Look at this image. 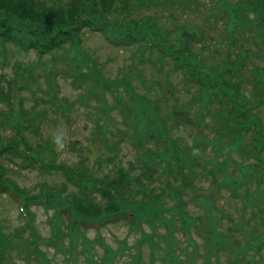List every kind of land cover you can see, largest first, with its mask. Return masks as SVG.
Here are the masks:
<instances>
[{"label":"trees","instance_id":"16d2710c","mask_svg":"<svg viewBox=\"0 0 264 264\" xmlns=\"http://www.w3.org/2000/svg\"><path fill=\"white\" fill-rule=\"evenodd\" d=\"M159 1L0 0V44L13 43L24 50H34L39 57L34 64L17 65L19 76L29 75L37 83L35 67L39 62L44 69L47 66L42 57L56 51L80 49L84 31L90 29L103 33L116 46L136 45L140 51L157 52L161 62H172V69L181 71L186 82L200 88L208 101L218 104L215 110L194 111V100L188 101L189 109H186L175 91L170 90V94L162 91L160 97L168 105L167 114L162 116L155 106L160 105L157 98L150 101L151 96L135 89L131 93L134 107L126 101L123 105L126 128L111 129L110 116L96 126L95 132L101 134L108 149L130 141L138 150L135 159L127 163L117 154L109 155L106 162L117 163L106 170L100 160L91 164L84 153L85 146L76 140L66 145L79 159L70 164L58 162L62 142L45 132L48 110L37 108L38 101L26 105L21 93L26 84L20 85L0 71V103L5 105L0 109V194L10 196L23 221L13 231L6 232L0 219V264L14 262L16 255L28 264H55L49 254L52 246L71 264H77L83 255L84 264H113L116 257L122 256L123 247L113 248L102 230L117 223L127 224L130 234L142 232L134 242L132 262L136 264L142 261L145 243L149 244L152 261L162 249L167 251V256L172 255L174 262H182L184 253L194 261L199 245L203 244L207 248L206 264L211 262L212 255L216 264H252L244 261V257L252 247L259 248L261 243H255L263 242L264 238V123L260 115L264 106V65L259 61L264 52V0H217L203 24H191L189 17L185 23H175L184 39L183 43L176 41V45L165 42L172 29L163 26L159 10L155 9L156 14L149 12L151 4ZM191 1L200 4L196 0H162L167 14L174 20L179 10L186 12ZM212 18L214 29L221 30L219 35L206 27ZM219 18L223 24H219ZM189 35L198 41L196 50L187 39ZM250 39L263 44L261 52H254L248 45ZM4 57L7 58L6 53ZM159 59L155 61L143 55L140 60H148L156 67ZM95 70V67L91 69ZM47 71L48 76L53 74ZM53 77H49L48 83L51 98L45 102L57 104L59 96L54 91L57 88ZM119 83L131 91L127 78L114 80L97 74L93 91L115 92ZM209 112L218 124L213 140L217 136L233 135L227 139L236 141L237 137L250 135L246 147L250 148L249 153L231 164L230 153L221 154L218 148L209 147L212 140L207 135L200 141L177 135L182 126L192 129L194 134ZM211 125H214L212 121ZM8 129H12L10 135ZM108 132L118 136V141L112 142ZM248 154L255 161H250ZM101 167L102 175H98ZM24 168L37 170L44 178L60 174L64 180L57 183L42 178L39 183L24 186L13 173ZM203 177L211 179L208 191L202 190ZM225 192L242 205L240 215L228 212V222L221 227L219 221L223 217L216 208L215 195H223L224 202ZM169 199L174 200L172 207L167 204ZM190 201L200 204L198 207L205 206L206 220L201 214L194 218L182 210L180 205ZM223 202L218 203L220 207ZM41 208L48 211L46 221L50 228L46 235L38 232L37 209ZM206 224L208 228L203 227ZM161 228L166 234H161ZM247 228L251 235L245 240ZM87 230H96V244H102V257L98 256ZM195 234L201 240L195 251L180 245L181 237L193 241ZM255 234L259 236L254 237ZM250 238L255 240L249 241ZM44 242L47 248L43 247ZM173 244L177 246L175 249Z\"/></svg>","mask_w":264,"mask_h":264},{"label":"rangeland","instance_id":"374dc122","mask_svg":"<svg viewBox=\"0 0 264 264\" xmlns=\"http://www.w3.org/2000/svg\"><path fill=\"white\" fill-rule=\"evenodd\" d=\"M183 1L185 0H181V2ZM196 2H199L200 4L197 6L194 1H191L189 5L190 7L185 8L186 12L179 10V14L177 16L178 18L176 17L175 20L167 14L166 4L165 2L163 3L162 0H160L157 4L152 3L150 7L151 11L146 9L149 12L153 11L155 14L156 10H159V14L161 16L160 20L163 26L172 29V31H170V35L165 36L166 43L169 42L174 45H176L177 42L183 43L184 39L180 36L181 28H175V23H185V20L189 17L191 24H203L205 17L211 12V8L217 3V0H196ZM175 5L177 8L180 7L177 3H175ZM164 10L165 14H163ZM218 22L219 24H223V19L219 18ZM206 27L209 31L214 29V18H212L211 23L206 24ZM84 32V42L82 45L83 53L86 54L87 57L74 49L68 51H56L54 54L42 57L43 62L47 63L46 69L53 71V74L48 76L47 74L49 72L44 69L39 62V66H36L33 71L38 84L34 83V78L29 75L19 76L16 74L17 65L25 66L32 62L33 64L37 62L39 60L38 55H36L37 53L33 50L26 52L14 45H11L10 43H6L4 46L3 44H0V71L6 73L8 77L15 78V81L18 84H26L27 88H24V90L21 91L24 95L26 105L36 104L38 101L39 106H37V108L44 107V109L48 110V126L45 128V132L49 135V137L56 138L62 142V148L58 149V162L67 161L70 164L71 162L75 163L76 160L79 159L76 152L69 149V146L66 145L72 140H76L79 144L85 146L86 151L84 153L87 154L91 164L100 160L101 163L103 162V165L101 166L105 167L106 170H108L111 165L113 166V164L117 163H107L106 159L109 155L117 154L118 158L122 159L124 163H127L130 159H135L138 150L132 142H120L117 148L110 150L107 148V145H105L106 143L102 141L101 134L98 135L97 132H95L98 130L96 127L97 124L104 122L107 116L113 118V123L110 125L111 129L116 131L117 128L122 129L127 127L124 123L126 112L123 110V105L124 101H126L134 107L135 103L132 102L133 97L131 93L134 94L135 89L138 93H144L151 96L150 101L157 98V102L160 105L155 106H157V110L159 109V113H161L162 116L166 115L168 111V105L165 103L164 97H160L162 91H168L167 94H170V90L175 91L176 95L181 96V101L186 109H189V105L187 104L189 100H194V111H200L202 108L206 110H215L218 108V104L216 102L213 100L208 101L207 98L203 97V92L200 88L186 82L183 79L184 76L181 71L172 69V62L168 60L161 62L157 52H143L138 50L136 45L128 47L116 46L107 41V38L103 34L95 32L92 33L88 29H85ZM220 32L221 30L219 27L212 31L213 34L217 35H219ZM224 36L225 34L223 32L222 37ZM187 39L188 41H191L193 49L196 50V43L198 41L190 37V35ZM248 45L255 49L254 52L257 50L261 52V48L263 46V44H255L252 39H250ZM5 53L7 55L6 59L4 57ZM143 55H145V57L151 56L155 61L159 59V66H153L150 62H148V60H140ZM206 57L210 56L207 55ZM86 59L87 62L85 61ZM259 61L264 65V52L262 53ZM209 62L211 64L214 63L212 59H209ZM91 65H95V71H91ZM97 74H100L107 79L114 80H123L127 78L130 81L131 91H127L124 85L119 83L118 89L115 92L110 90L106 93L102 92V94L99 93L100 90L95 92L93 89L97 83ZM51 76L55 77L53 78L57 89H54V91L58 92L57 95L59 96L57 104L52 101L45 102V100L51 98V91L49 90L48 85L49 77ZM2 107H5V105L0 103V109ZM260 115L262 117V122L264 123V106H262ZM211 121L214 124L213 127L211 125ZM205 124H207L208 127H206ZM199 127L200 128L195 129L194 134H192V129L189 130L184 126H182V128L176 133L179 137L185 140L198 141H200L204 135H207L206 137L212 140V143L208 146L211 148H218L221 154L229 152L231 156V164L233 160L243 158L245 154L249 153L250 148L246 147L247 143H249L250 135H245L240 138L237 137L236 141L227 139L233 135L217 136V139L213 140L216 136V128L218 127V124L214 123L213 114L211 112L206 113L203 116ZM6 132L10 135L12 133V129H8ZM107 134L112 142L118 141V136H113L109 132ZM211 148H209V150ZM222 158H224V156H221V159ZM247 158L250 161H255V159L249 154L247 155ZM249 160H246V162H249ZM99 169L101 170L98 171V175H102V167ZM13 173L18 178L19 183L24 186H32L39 183V181L44 178V175L39 171L26 168L17 169ZM45 178H50L52 181L57 183H61L64 180L60 174L58 175L55 173L54 175H50ZM201 182L204 187L202 189L203 191H208L209 187L212 186L210 178L203 177ZM188 191H190V188H188ZM225 193L226 200H224V202L223 195H215V202L218 205V207L216 205V208L221 211L223 217V219L219 221L221 227L228 222L229 213L237 216L240 215L239 210L242 205L240 201L230 196L228 192ZM206 194L210 195L209 192H206ZM221 202H223V207H220L218 204ZM167 204L172 207L175 203L173 199H169ZM198 205L200 204H194L190 201L180 205V207H182L183 211L189 213L194 218H197L201 214L203 215L204 220H206L205 206L202 205L198 207ZM37 211V224L39 225L38 232L41 235H46L50 228L46 221L48 211L43 208L37 209ZM176 213H179V211L176 210ZM0 219L6 232L13 231L17 226L23 223L21 216L19 215L18 207L7 194H0ZM238 220L239 218L237 217V222ZM203 227L208 228L207 224ZM146 229L149 230V227L146 226ZM163 230L164 228L160 229L161 234H166ZM249 230L250 228L246 229L245 240H247L248 236L250 237L251 235L248 232ZM86 233L90 239H92V245L96 244V239L98 238L96 230H87ZM102 233L105 236L104 238H106V241L113 248L123 247L122 256L116 257L117 261L114 259L113 264H136L132 262L136 251L134 242L137 240V236L142 235L141 231H138L135 234H130L127 224L117 223L103 228ZM236 235L238 236V233ZM239 236L243 237L241 234H239ZM253 236L258 237L259 235L255 234ZM178 237L180 238L181 236ZM193 237V241H189L187 237H181L182 244L180 245L186 246L189 250L195 251V247L197 246L198 248V241L201 240L199 239V235L197 236L195 234ZM263 239L261 240L263 242L259 241L255 243H261L259 248L252 247L251 250L247 252L244 257V261L247 263L252 262V264H264ZM254 240L255 238H250L249 241ZM172 246L173 249L177 247L175 244ZM43 247L47 248V244L45 242ZM96 247L98 256L102 257V244L98 242ZM166 252L167 251L165 249H162V252L158 251L157 254L154 255L152 261L149 244L145 243L144 253L140 264H206L207 248L203 244L199 245V254L197 253V259L194 261L192 258H187V253H184V255H182V262H174L171 257L172 255L167 256ZM49 254L55 259V264H70L65 261L66 259L64 254L56 251V248L53 246L51 247V250H49ZM84 261L86 260L83 255V257L79 258L77 264H84ZM9 264L28 263H26L25 260L22 261V259L16 255L14 262ZM31 264L38 263L33 262ZM209 264H216L214 255H212L211 262Z\"/></svg>","mask_w":264,"mask_h":264}]
</instances>
